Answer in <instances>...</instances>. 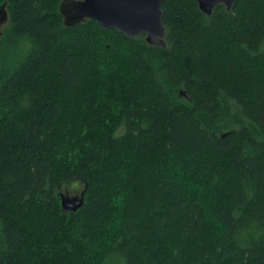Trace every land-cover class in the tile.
I'll list each match as a JSON object with an SVG mask.
<instances>
[{"label":"trees","instance_id":"trees-1","mask_svg":"<svg viewBox=\"0 0 264 264\" xmlns=\"http://www.w3.org/2000/svg\"><path fill=\"white\" fill-rule=\"evenodd\" d=\"M60 1L0 0V264H264V0H163L165 46Z\"/></svg>","mask_w":264,"mask_h":264},{"label":"water","instance_id":"water-1","mask_svg":"<svg viewBox=\"0 0 264 264\" xmlns=\"http://www.w3.org/2000/svg\"><path fill=\"white\" fill-rule=\"evenodd\" d=\"M163 0H61L59 14L66 27L75 26L86 19L96 21L102 28H116L127 37L141 34L150 45L165 46V28L161 22L160 5ZM236 0H196L199 10L210 16L213 8L223 4L230 10ZM8 21L5 4L0 6V36ZM83 192L70 197L61 195V208L76 211L83 205Z\"/></svg>","mask_w":264,"mask_h":264},{"label":"rangeland","instance_id":"rangeland-1","mask_svg":"<svg viewBox=\"0 0 264 264\" xmlns=\"http://www.w3.org/2000/svg\"><path fill=\"white\" fill-rule=\"evenodd\" d=\"M146 142V140H145ZM86 185L79 180H71L66 183H63L59 186L58 189V203L61 208V195L68 193L70 197L79 196L81 192L85 191Z\"/></svg>","mask_w":264,"mask_h":264},{"label":"flooded vegetation","instance_id":"flooded-vegetation-1","mask_svg":"<svg viewBox=\"0 0 264 264\" xmlns=\"http://www.w3.org/2000/svg\"><path fill=\"white\" fill-rule=\"evenodd\" d=\"M74 197H76V196H74Z\"/></svg>","mask_w":264,"mask_h":264}]
</instances>
